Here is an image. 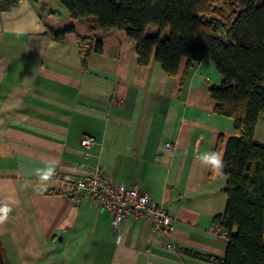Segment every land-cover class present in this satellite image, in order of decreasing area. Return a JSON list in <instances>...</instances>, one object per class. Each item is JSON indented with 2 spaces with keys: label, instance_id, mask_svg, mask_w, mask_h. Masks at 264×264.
Returning a JSON list of instances; mask_svg holds the SVG:
<instances>
[{
  "label": "crops",
  "instance_id": "0c3cea01",
  "mask_svg": "<svg viewBox=\"0 0 264 264\" xmlns=\"http://www.w3.org/2000/svg\"><path fill=\"white\" fill-rule=\"evenodd\" d=\"M68 28L60 41L48 35ZM78 38L89 41L86 63ZM221 84L208 58L188 69L182 60L172 77L154 60L139 64L124 31L73 19L59 0H17L0 11V203L12 209L0 223L7 264H218L235 232L215 220L226 177L197 157L223 154L219 136H235L233 120L214 112L209 95ZM260 116L253 141L264 146ZM83 136L95 144L82 147ZM52 165L79 177L99 166L110 184L137 185L167 210L172 229L154 236L149 219L129 217L117 244L111 213L88 194H63L54 176L39 183L35 170Z\"/></svg>",
  "mask_w": 264,
  "mask_h": 264
},
{
  "label": "trees",
  "instance_id": "16d2710c",
  "mask_svg": "<svg viewBox=\"0 0 264 264\" xmlns=\"http://www.w3.org/2000/svg\"><path fill=\"white\" fill-rule=\"evenodd\" d=\"M17 0H0V11ZM73 19H92L102 29L122 30L135 42L137 61H156L169 76L182 62L191 68L210 59L222 76L210 88L214 112L234 122L235 136L224 143L222 175L226 203L215 220L229 234L218 264H264V146L253 141L259 115L264 113V0H59ZM156 35H145L147 26ZM168 29L166 38L162 32ZM68 28L49 33L60 41ZM77 45L86 63L89 41ZM100 43L94 51L101 52ZM0 264H7L0 241Z\"/></svg>",
  "mask_w": 264,
  "mask_h": 264
},
{
  "label": "built area",
  "instance_id": "2783aa9c",
  "mask_svg": "<svg viewBox=\"0 0 264 264\" xmlns=\"http://www.w3.org/2000/svg\"><path fill=\"white\" fill-rule=\"evenodd\" d=\"M95 144L92 136H83L80 145L90 147ZM166 149H171L170 143H165ZM54 178L61 182V192L78 199L81 193L89 195L91 202L111 213V229L117 244L122 242L126 221L129 217H143L151 222V233L154 236L163 235L172 229L171 218L167 210L141 190L137 185H112L102 177L99 166L92 167L84 177L70 174ZM173 250L169 243L165 246Z\"/></svg>",
  "mask_w": 264,
  "mask_h": 264
},
{
  "label": "clouds",
  "instance_id": "9594fccd",
  "mask_svg": "<svg viewBox=\"0 0 264 264\" xmlns=\"http://www.w3.org/2000/svg\"><path fill=\"white\" fill-rule=\"evenodd\" d=\"M197 159L205 166L211 168L214 174H222L224 163L223 154L220 151H208L201 153ZM55 175V166H47L43 169L37 168L35 170V176L41 185L51 180ZM12 209L7 203H0V223L5 222L8 219L9 213Z\"/></svg>",
  "mask_w": 264,
  "mask_h": 264
},
{
  "label": "rangeland",
  "instance_id": "374dc122",
  "mask_svg": "<svg viewBox=\"0 0 264 264\" xmlns=\"http://www.w3.org/2000/svg\"><path fill=\"white\" fill-rule=\"evenodd\" d=\"M261 116H260V120H259V126H258V130H260L261 131V123L263 122V117H264V113H261L260 114ZM256 142H258V143H260L259 141H258V139L256 138ZM260 144H262V143H260ZM261 146H263V145H261Z\"/></svg>",
  "mask_w": 264,
  "mask_h": 264
}]
</instances>
